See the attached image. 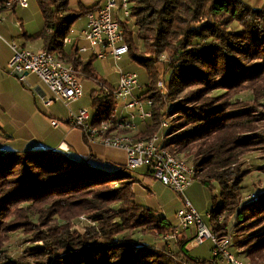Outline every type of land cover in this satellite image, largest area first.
Segmentation results:
<instances>
[{
    "label": "trees",
    "instance_id": "trees-1",
    "mask_svg": "<svg viewBox=\"0 0 264 264\" xmlns=\"http://www.w3.org/2000/svg\"><path fill=\"white\" fill-rule=\"evenodd\" d=\"M9 1L0 0V14ZM36 2L44 19L43 50L62 54L81 77L100 85L91 94L92 123H107L118 102L104 90L117 85L98 78L91 54L83 60L77 45L69 51L64 46L75 24L100 4L79 3L72 10L70 0ZM129 5L131 17L120 24L132 60L148 77L135 96L153 101L152 118L133 138L159 135L163 148L187 162L191 158L195 180L211 193L215 186L219 190V197L212 195V233L221 239L233 235L238 255L264 264V192L243 200L250 172L241 164L264 149V7L244 0H130ZM164 54L171 62L161 74L157 66ZM246 92L252 99L243 101ZM164 99L174 102L169 114L163 112ZM173 115L180 119L163 129V120ZM134 174L125 166L103 171L62 151L0 152V264H219L217 258L200 263L189 257L186 248L196 235L188 237L179 224L136 204ZM83 213L90 221L86 232H71ZM19 230L32 235L34 245L12 258L4 247L8 235ZM137 232L165 246L138 241ZM175 232V240H165Z\"/></svg>",
    "mask_w": 264,
    "mask_h": 264
},
{
    "label": "built area",
    "instance_id": "built-area-1",
    "mask_svg": "<svg viewBox=\"0 0 264 264\" xmlns=\"http://www.w3.org/2000/svg\"><path fill=\"white\" fill-rule=\"evenodd\" d=\"M30 0H10L8 7L18 6L22 9L29 7ZM130 0H104L102 6L96 12L87 15V24L81 32L80 38L88 43L87 47H77L79 54H91L99 60L112 58L116 62L129 55V46L125 42V31L120 21H128L131 17ZM2 19L0 18V22ZM73 35V31H71ZM74 42L73 36L64 40V46H70ZM13 57L7 66V74L16 78L22 84H27L29 75H36L46 86L51 96L43 95V106L49 107L55 103H62L69 108L73 103L84 96V85L78 80L79 73L73 65L64 61L62 54H54L45 50L32 51L21 49L11 44ZM161 93L166 94L163 82L159 83ZM143 87L137 74L121 72L115 89L105 87V97L113 96L118 102V107L113 118L107 123L95 126L89 109H82L78 113H70L68 123L71 127L79 129L87 143L100 142L107 148H115L127 154L125 167L132 171H147L151 177L170 188L184 199V208L178 212L179 229H194L196 236L192 243L201 245L210 240L214 244V256L219 264H250L239 256L234 255V237L228 235L221 239L215 236L210 226L205 223L204 216L198 213L186 198L185 193L192 185L196 177V170L185 159L173 155L169 150L161 146L164 138L159 135L150 140H136L132 132L137 129V121L144 123L153 116V101H143L136 98V93ZM123 103L122 105H120ZM125 112V116L123 113ZM53 127H58L59 122L53 121ZM169 127L168 121H163L162 128ZM125 132V133H123ZM67 152L68 149L60 147ZM249 199H256L250 196ZM208 220L211 213H207ZM83 216L80 221H86ZM219 223L222 218H219ZM178 232V231H177ZM175 234L167 236L166 241L176 239Z\"/></svg>",
    "mask_w": 264,
    "mask_h": 264
},
{
    "label": "crops",
    "instance_id": "crops-1",
    "mask_svg": "<svg viewBox=\"0 0 264 264\" xmlns=\"http://www.w3.org/2000/svg\"><path fill=\"white\" fill-rule=\"evenodd\" d=\"M31 1L26 9L12 6L0 14L2 19L0 22V152H55L62 151L60 150L62 147L68 149L67 152H62L77 162L88 161L91 166L108 172L119 170L127 162V154L124 151L107 148L100 142L87 143L83 133L68 123L71 112H80L72 110L71 106L79 104L85 95L69 107V116L56 110H47L46 114V109L51 108L52 105L45 107L40 101L43 95L50 97L51 94L39 77L29 75L27 84H22L7 74L8 63L13 57L11 44L32 51L44 49V41L39 37L44 29V22L38 19V12L33 9L34 5ZM92 1L83 0L81 3L84 7H93L97 4L102 6L104 2V0ZM18 11L20 12L17 13ZM82 20L83 22L76 26ZM78 22L71 30L74 42L70 46L87 47L88 43L80 38L87 24V18L84 17ZM86 55L88 54L84 56ZM84 56L83 60H87L88 56L86 59ZM125 115L124 112L123 116ZM53 121L59 122V126L53 127ZM137 124V129L132 132L133 136L145 129L144 123L137 121ZM193 208L200 213L195 206Z\"/></svg>",
    "mask_w": 264,
    "mask_h": 264
},
{
    "label": "rangeland",
    "instance_id": "rangeland-1",
    "mask_svg": "<svg viewBox=\"0 0 264 264\" xmlns=\"http://www.w3.org/2000/svg\"><path fill=\"white\" fill-rule=\"evenodd\" d=\"M83 0H70V7L72 10H77V6H79V3H81ZM99 0H93L92 2H98ZM246 3L251 5L254 8H263L264 7V0H244ZM31 4L34 5V8L38 12V19L40 21H44L42 14L40 12V9H38V4L36 0H32ZM18 11L17 13H19ZM83 19V18H82ZM83 20L76 24V26H79ZM43 23V22H42ZM237 29V28H236ZM70 37L72 35L70 34ZM140 49H142V45H139ZM72 49V46H66V50L69 51ZM84 56V55H82ZM86 55L84 56L85 59L87 58ZM90 57V56H89ZM169 56L166 54L160 56L158 60V66L157 70L161 74L165 73L164 66L169 62ZM93 68L95 69V73L98 76V78L102 81L107 82L110 85H115L118 83V80L120 78L121 72L126 73H135L137 74L139 81L141 84H145L147 82V73L144 71L145 69L139 66L137 63H135L130 54L123 57L120 61L117 60V62L112 58H107L106 60H99L95 59L93 61ZM78 80L85 86V93L84 98L81 99V102L79 104H75L71 106V109L74 111H80L81 109L87 108L92 113L93 112V106H92V99L91 94L93 90H98L100 88L99 84H96L94 80L85 79L81 76H78ZM221 92H217L215 94H219ZM167 94V93H166ZM164 94V95H166ZM252 95L249 92L243 93L241 95V99L243 101L250 100ZM165 100V108L163 109V112L169 114L174 106V102L171 100ZM69 108H66L64 104L62 103H56L51 106V108L46 109L47 110H56L62 114L69 116ZM45 110V109H44ZM171 110V111H170ZM44 112V111H43ZM180 118L178 115H173L170 118H165L163 121L169 122V127L173 125L174 122L178 121ZM165 131V130H164ZM162 132V131H161ZM183 158H185L183 156ZM192 163L191 158H186ZM242 169L250 172L248 177L244 181V201H247L250 196L255 195L256 198L258 197L259 193L264 192V149H261L259 151H256L254 153H251L241 159ZM136 179V183L133 186V191L135 194V201L136 204L145 207L153 209L154 211L158 212L159 214L163 215L168 219L170 223L173 225H177V222L179 223L178 219V212L184 208V201L183 197L176 193L175 191L171 190L170 188L165 187L161 182L156 180L155 178L149 176L144 173V171H138L136 174H134ZM213 191V193L210 192V190L203 186L199 180H194V182L191 185V188H189L185 195L186 198L197 208V210L200 212L202 216H204L205 223L208 225L209 220L206 217V214L211 210L212 208V195L219 197V190L216 188ZM218 201V200H217ZM87 214H82L83 217H85L86 221H73L71 225V232H76L80 234H84L86 232L87 226H89L90 221L86 217ZM88 216V215H87ZM87 225V226H86ZM184 231L183 229H179V232ZM186 234L188 237H193L196 235V231L193 229H189L186 231ZM10 238L6 242L4 250H6V253L10 255L12 258H19L23 255H26L25 250L27 247H32L34 245L32 241V235L27 234L24 230H19L17 232H14L10 235H8ZM135 237L138 239V241L142 242H148L152 243L155 246L158 247H164V243L162 240H159L155 237H152L150 235H143L141 232H137L135 234ZM164 242H166L164 240ZM37 245L42 246L41 243H38ZM172 246V244L168 245L167 248ZM214 244L212 241L207 240L204 241L201 245H194L192 242H190L186 248L188 251L189 257L194 259L198 262H208L213 261L214 256ZM171 251H175V248L170 247ZM231 252L239 256L241 259L245 260L246 262H250L246 256L238 255V251L236 249H231ZM229 264V263H225Z\"/></svg>",
    "mask_w": 264,
    "mask_h": 264
}]
</instances>
